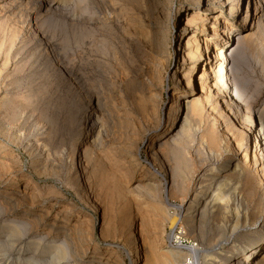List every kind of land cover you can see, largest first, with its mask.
<instances>
[{
    "label": "rangeland",
    "instance_id": "374dc122",
    "mask_svg": "<svg viewBox=\"0 0 264 264\" xmlns=\"http://www.w3.org/2000/svg\"><path fill=\"white\" fill-rule=\"evenodd\" d=\"M252 1L248 7L247 0H216L215 29L224 19L236 25L225 49L248 31L250 21L243 27L239 20L247 9L253 13ZM185 3L0 0V264L20 263L5 252L30 264H193L189 250L176 260L166 252L178 237L185 248L201 249L198 264L222 258L212 251L222 239L234 248L227 264H264V238L245 248L264 217L256 180L249 185L256 193L249 182L242 188L248 214L231 236L221 229L226 209L186 219L188 202H181L217 162L202 140L214 135L222 145L227 138L243 146L236 157L245 158L247 149V161L253 157L261 113L264 120V26L253 30L251 48L235 45L240 49L227 65L233 64L225 85L233 108L213 98L189 120L187 135L173 136L183 114L172 123L170 75L183 58L177 32L191 13L183 12ZM200 71L192 72L198 90ZM230 157L236 158L224 153L220 163ZM163 210L177 217L175 225ZM73 226L84 234L85 250L75 248Z\"/></svg>",
    "mask_w": 264,
    "mask_h": 264
},
{
    "label": "bare ground",
    "instance_id": "6f19581e",
    "mask_svg": "<svg viewBox=\"0 0 264 264\" xmlns=\"http://www.w3.org/2000/svg\"><path fill=\"white\" fill-rule=\"evenodd\" d=\"M186 1L189 2V4L185 3L187 5L185 7L182 6L184 8L182 10L183 12L187 10H191V13H190V16L185 19V23L182 25V28H180L177 32V36L179 38L184 37V45H183V48L181 49L183 52V53L181 52L183 58H182V62L179 63L177 67H175V69L172 72V75H170L175 82V86L173 87L174 91L171 94V99H173V101H172L171 106L169 107V112L173 113L172 114L173 116L171 118L172 123L178 122L180 120L179 114L181 115L183 114L182 115L183 118L181 117L182 120L179 125L180 127L178 128L179 130H177L173 136H176L179 133H186L187 135L188 134L187 130L189 129L188 124L191 121V119H194V118L197 119L196 117L200 116L201 113H203V110L207 107V105H209L213 101L212 100L213 98L216 101V102L214 101L215 102L214 104H216V106L225 105L228 109L233 108L232 106L234 105V101H235L233 98L234 96L233 95L231 96L230 91H229L230 89L226 90L225 88L226 83L230 80L229 76H230V73L232 72L233 64L230 65L231 67H228L229 69H227V65L230 61H233L232 59L235 53L237 52V49H240V48H237V46L235 45L239 46L240 44H242L240 45V47L244 46L246 49L251 48L252 46L251 44L253 42L252 37L254 34L253 30L254 31L261 30L263 29L262 27L264 26L262 24V16H264V4L262 0H253V1L251 0L252 2H254L253 13L248 14L247 13L248 9H247L246 12H243V15H244L243 19H241V21L239 20V25L243 27L245 26V23L248 22V20L250 21V26L247 27L248 31L237 34L236 44L225 49L227 46V42L229 41L228 38L230 37V31L235 30L236 25L231 24L227 19H224L221 22V25L223 27H221V29L219 30L215 29L212 22L214 23L218 19L217 18L218 13L221 12L216 8V4H217L216 0H205V1L203 0V2H201L200 0H186ZM226 1L228 2L230 0H226ZM251 1L247 0L248 7H249V2L251 3ZM237 10H238V4H236L235 7L230 8V13L236 12ZM152 30L153 31L151 32V35L155 38L157 34L159 33V30L154 29V27ZM200 40H201V44L203 45V48L201 49L199 48ZM210 48L213 49L214 51V54L212 56H210V54H207L208 53L207 51ZM223 49L225 50L231 49L230 55H226V52L224 54ZM237 54L238 53H236V55ZM183 64L185 65L184 67H183ZM198 66L201 67V71L199 72L198 78L195 79V82H197L199 86V90L198 88L196 89V87L194 88V82H193L194 78L192 74L194 70L198 69ZM262 70L264 71L263 68ZM214 104L212 105L214 106ZM262 110L263 109H261V111ZM260 115L259 117H260L261 124H259L260 128L255 133L256 139L254 140V148H255L254 151L255 152L251 150L253 151V157L252 159H249V161H247L248 160V149H247L245 158L236 157L238 156L239 152L242 151V147H243L242 144L237 143L233 145L230 143V141L227 138H224L223 144L220 145L221 142L220 143L216 142L214 135H213L214 137L213 136L208 137L207 138L208 141H204V140L201 141L202 144L207 145V147L209 148L210 156L212 155L215 158V161L217 162L208 163V167L202 171L203 173L201 175H199L197 179V182L200 185L199 190L198 191L195 190V193L193 192V195H191L192 198L191 196L187 198L188 190H189L188 187L186 188V190H184L182 194L183 197H182L181 202H185V203L188 202L186 208L184 209L185 212L183 215L186 219H190L191 217L197 216V215L199 216V218L204 217L205 215H208L209 210H213V209L217 210L216 209L217 207L220 209H226L228 212L227 214L229 215L227 214H226L227 216L224 215L226 216L225 221H223L224 219L223 220L221 219L222 223L224 222L223 225L221 226V229L224 233L228 235L230 234L231 236L239 228L238 226L240 224V221L243 218H247V214H248V205L246 204L244 194L242 193L243 192L242 188L245 186L246 183L249 182L248 184L249 186L250 184H252L250 182H254L255 180L257 181L256 183L258 187L260 188L263 187L262 188L263 192L260 195L261 198L259 199L260 202L259 201L258 202H259V207L264 206V122H262L264 120H262L263 118L261 119ZM258 138H259V142H258ZM153 146L154 145L151 143L150 147H153ZM224 153L235 155L236 158L232 160L230 157L226 159L225 162L223 160V163L225 164H221L220 159L223 157ZM1 166H0V172L1 170L4 169L3 166L2 168ZM250 188L252 192L253 187H250ZM32 198L33 196H31V200ZM219 213L223 214L222 211L221 212L219 211ZM46 214H48V211ZM163 214L164 216H166V219L171 223L172 226L175 225L177 221L176 216L169 215L164 210H163ZM71 228L73 229L74 226ZM77 230L78 228L76 229V231ZM76 231L74 228L73 234L75 235L70 233L71 230H69V232L67 231L66 232L70 233L71 235L70 234L69 235L71 237L72 236L76 237V239H74L75 241L74 243H76L75 248L78 245L77 249L80 248V250L82 249L85 250L84 245H83L84 244L83 238H82V235L84 234L78 231L76 232ZM69 235L67 237H69ZM257 238L258 239L264 238V217H262V220L260 221L258 227L255 229L253 237L247 242H245V248L247 249L248 246L252 244V242L255 241V239ZM70 240H73V239H70ZM227 240L228 239H225V240L222 239L220 241L218 240L219 242L216 243L214 247L212 248V251L214 253L221 252L222 258H220V260L218 261H215L216 264H227L230 261L227 259L228 257L234 259L233 256L231 257L228 254V253L233 252L234 248L232 247V245L228 246V244H230L231 241H227ZM64 244L65 242L63 241L60 246L64 247ZM172 247L173 248L166 250V252L169 255H171L175 260L178 258L184 257L185 254H184V251H182V249H185V250H189L191 254L194 256L193 264H198L196 260H197V257L201 249L194 248V247L185 248L182 244H175ZM62 248H59V249H62ZM68 248H67L66 254L69 253ZM10 250L12 249H9V251ZM65 250L66 248H64V251ZM4 254L6 255V252ZM66 254L64 252V256ZM5 255H4L5 259H9L11 261L15 260L16 262H20L19 264H24V263L30 264V262H32V261L28 262L30 259H27V261L24 260L21 254L16 255L14 253H9L6 256ZM57 258L59 259V257ZM241 260L243 259L236 260L237 262H234L233 260L234 262L233 264L235 263L245 264L249 262V261L246 262V260H243L240 263L239 261ZM43 263L45 264V262ZM49 263H52V262L50 261Z\"/></svg>",
    "mask_w": 264,
    "mask_h": 264
},
{
    "label": "built area",
    "instance_id": "2783aa9c",
    "mask_svg": "<svg viewBox=\"0 0 264 264\" xmlns=\"http://www.w3.org/2000/svg\"><path fill=\"white\" fill-rule=\"evenodd\" d=\"M178 243H181V240L179 239V238H174V239H170L169 240V244L171 245V246H174L175 244H178ZM182 244V243H181ZM183 245V244H182ZM188 262V264L190 263V261L188 260L187 261Z\"/></svg>",
    "mask_w": 264,
    "mask_h": 264
}]
</instances>
